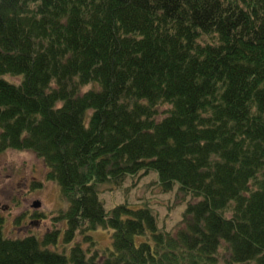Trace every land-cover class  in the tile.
Returning <instances> with one entry per match:
<instances>
[{
  "label": "trees",
  "instance_id": "obj_1",
  "mask_svg": "<svg viewBox=\"0 0 264 264\" xmlns=\"http://www.w3.org/2000/svg\"><path fill=\"white\" fill-rule=\"evenodd\" d=\"M6 150L42 162L71 244L0 225V264H264V0H0ZM148 173L173 231L99 198ZM99 228L110 251L73 242Z\"/></svg>",
  "mask_w": 264,
  "mask_h": 264
},
{
  "label": "rangeland",
  "instance_id": "obj_2",
  "mask_svg": "<svg viewBox=\"0 0 264 264\" xmlns=\"http://www.w3.org/2000/svg\"><path fill=\"white\" fill-rule=\"evenodd\" d=\"M45 172L42 162L30 152L6 150L0 153L1 231L5 238L34 236L40 239L45 233L58 229L60 233L56 245L48 249L60 252L71 243L63 242V224L54 223L53 218L65 210L67 204L61 198L57 186L45 181ZM173 195V190L162 193L156 184L155 175L148 173L129 178L118 188L101 186L99 198L106 210L119 204L131 207L145 204L155 213L160 227L173 231L183 210L182 199L175 200ZM33 202L39 203L38 209L32 208ZM110 235V230L99 228L89 234L93 244L83 242L80 236H76L73 242L79 243L83 250L95 249L102 253L111 250Z\"/></svg>",
  "mask_w": 264,
  "mask_h": 264
},
{
  "label": "water",
  "instance_id": "obj_3",
  "mask_svg": "<svg viewBox=\"0 0 264 264\" xmlns=\"http://www.w3.org/2000/svg\"><path fill=\"white\" fill-rule=\"evenodd\" d=\"M38 207H39V203L38 202H33L32 208L33 209H38Z\"/></svg>",
  "mask_w": 264,
  "mask_h": 264
}]
</instances>
